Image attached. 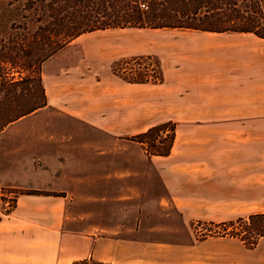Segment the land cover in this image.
I'll return each mask as SVG.
<instances>
[{"label": "crops", "instance_id": "obj_1", "mask_svg": "<svg viewBox=\"0 0 264 264\" xmlns=\"http://www.w3.org/2000/svg\"><path fill=\"white\" fill-rule=\"evenodd\" d=\"M185 30L192 33L168 53L172 63L162 61L156 91L161 104L174 110L169 114L191 122L179 125L168 155L148 159L160 163L169 198L183 218L191 213L220 223L264 212V38L251 32ZM49 91L47 85L46 106L55 100ZM85 99L67 110L100 127L98 115L119 114L111 97ZM16 170L15 177L0 182L22 190L10 209H0V264H76L87 256L101 264H264V237L249 249L227 235L186 247L176 236L154 253L146 241L134 252V239L77 230L80 221L70 215L69 193L49 186L52 170L42 169L44 181L32 162ZM115 175L113 170L112 186ZM187 182L190 208L182 191Z\"/></svg>", "mask_w": 264, "mask_h": 264}, {"label": "rangeland", "instance_id": "obj_2", "mask_svg": "<svg viewBox=\"0 0 264 264\" xmlns=\"http://www.w3.org/2000/svg\"><path fill=\"white\" fill-rule=\"evenodd\" d=\"M16 13V5L0 0V37L11 31L9 20L17 17ZM190 32L137 27L96 30L81 34L45 60L42 82L45 92L48 85L53 93L54 104L0 130V182L15 177L16 169L31 162L41 169L42 181L46 180L42 169L52 170L49 186L58 193H69L70 215L80 221L77 230L104 235L114 232L134 239V252L142 250L143 241L151 242L154 253L162 241L176 236L183 239L185 247L217 236L213 233L220 228L211 221L190 217L191 213L183 218L175 210L158 171L160 163L149 160L145 147L130 139L165 121L174 122L175 130L191 122L190 117L169 114L171 109L161 104L156 91L162 61H174L168 53ZM145 56L154 66L147 64ZM138 57H144L139 60L141 65L132 61ZM155 77L159 80L150 81ZM108 97L118 102L119 114L98 115L102 127L67 110L70 104L79 107L85 98L91 102ZM112 123L119 125L118 131ZM19 191L0 184L2 212L13 206ZM182 191L189 201L185 207L190 208V182Z\"/></svg>", "mask_w": 264, "mask_h": 264}, {"label": "trees", "instance_id": "obj_3", "mask_svg": "<svg viewBox=\"0 0 264 264\" xmlns=\"http://www.w3.org/2000/svg\"><path fill=\"white\" fill-rule=\"evenodd\" d=\"M5 1L16 5L17 17L9 20L8 35L0 37V130L47 105L41 64L81 34L137 27L251 32L264 38V0ZM141 58L132 61L141 65ZM175 129L169 120L130 139L142 144L147 156H166ZM212 223L220 228L213 235L237 237L249 249L264 237V212Z\"/></svg>", "mask_w": 264, "mask_h": 264}, {"label": "built area", "instance_id": "obj_4", "mask_svg": "<svg viewBox=\"0 0 264 264\" xmlns=\"http://www.w3.org/2000/svg\"><path fill=\"white\" fill-rule=\"evenodd\" d=\"M76 264H101V263L94 261L92 259V256H87L85 259H83L80 262H77Z\"/></svg>", "mask_w": 264, "mask_h": 264}]
</instances>
